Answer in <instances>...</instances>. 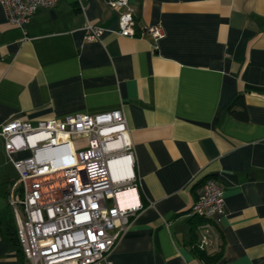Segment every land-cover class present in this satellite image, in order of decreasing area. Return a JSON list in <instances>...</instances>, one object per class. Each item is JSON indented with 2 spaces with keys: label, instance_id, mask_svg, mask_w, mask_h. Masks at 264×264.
I'll return each instance as SVG.
<instances>
[{
  "label": "crops",
  "instance_id": "0c3cea01",
  "mask_svg": "<svg viewBox=\"0 0 264 264\" xmlns=\"http://www.w3.org/2000/svg\"><path fill=\"white\" fill-rule=\"evenodd\" d=\"M129 3L136 29L159 24L164 36L118 34L105 0H58L24 37L0 6V126L122 111L136 202L111 264H204L203 227L214 264H264V0ZM87 22L110 30L86 40ZM208 176L224 205L203 218L189 209ZM16 177L0 136V264H23L6 197Z\"/></svg>",
  "mask_w": 264,
  "mask_h": 264
},
{
  "label": "built area",
  "instance_id": "2783aa9c",
  "mask_svg": "<svg viewBox=\"0 0 264 264\" xmlns=\"http://www.w3.org/2000/svg\"><path fill=\"white\" fill-rule=\"evenodd\" d=\"M57 1L0 0V6L7 22L26 37L30 16ZM105 1L118 12V34L155 41L164 36L159 24L135 28L129 0ZM109 30L87 22L84 38L98 39ZM0 136L17 172L6 197L23 264H111L109 253L134 211L120 207L116 195L136 185L134 148L122 111L75 112L34 123L14 117L1 124ZM114 161H120L125 175H113ZM223 205V187L208 176L189 212L210 218L222 213ZM211 242L203 227L198 247Z\"/></svg>",
  "mask_w": 264,
  "mask_h": 264
},
{
  "label": "bare ground",
  "instance_id": "6f19581e",
  "mask_svg": "<svg viewBox=\"0 0 264 264\" xmlns=\"http://www.w3.org/2000/svg\"><path fill=\"white\" fill-rule=\"evenodd\" d=\"M119 164L120 161H114L111 163L112 172L115 177L123 176L126 174V171L123 168L118 169ZM116 196L117 202L122 208H128L130 207L129 205H131L134 201L136 202V195L134 194V189H132V187L119 191Z\"/></svg>",
  "mask_w": 264,
  "mask_h": 264
},
{
  "label": "trees",
  "instance_id": "16d2710c",
  "mask_svg": "<svg viewBox=\"0 0 264 264\" xmlns=\"http://www.w3.org/2000/svg\"><path fill=\"white\" fill-rule=\"evenodd\" d=\"M232 106L229 107V111L234 116H236L237 118H240V117L242 118L245 115V113L243 111H236V110L232 109ZM15 233H16V230H15ZM16 242H17V236H16ZM197 243L198 242L196 241L195 248H196V254H197V256L202 260V262L204 264H214V260L217 258L218 253H213V254L212 253H210V254L208 253L207 254L206 252H204L203 250H201V249L198 248ZM219 251H221V250H219Z\"/></svg>",
  "mask_w": 264,
  "mask_h": 264
}]
</instances>
